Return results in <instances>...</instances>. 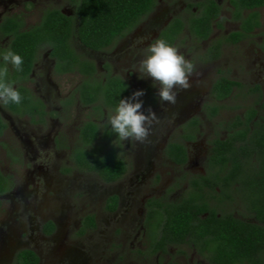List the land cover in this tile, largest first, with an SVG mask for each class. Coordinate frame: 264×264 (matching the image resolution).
I'll return each instance as SVG.
<instances>
[{"label":"flooded vegetation","instance_id":"flooded-vegetation-1","mask_svg":"<svg viewBox=\"0 0 264 264\" xmlns=\"http://www.w3.org/2000/svg\"><path fill=\"white\" fill-rule=\"evenodd\" d=\"M67 1L71 4L72 9H65L60 5H46L41 9L38 20L30 24L25 21L23 14L19 12L6 14L18 15L19 28L21 30L28 29L39 23L41 14L47 7H58L62 11L77 18L75 4L71 3L69 0ZM211 4L213 10H215L213 12L209 10ZM160 5L163 6V18L156 22L147 42H145L142 47L134 46L130 55L133 57L137 54L145 58L149 54L148 48L152 43L158 39H163L165 41L169 40L168 37L161 34V31L163 29L170 31L174 23L179 24V30L173 33L174 35H172V42L170 45L179 50L182 49L185 54L190 53V59H192L199 68L203 70L211 68L206 86L202 89L204 95L199 96L201 99H198L195 106V108L199 109L198 113L179 117L177 121L175 120L174 124H169L166 131L160 133L161 139L156 143V146L149 145L147 141L144 143L131 139L120 141L117 135L112 132L111 126L107 124L109 110H114L115 108L106 105V102L103 100L104 98L97 99L93 102H83L80 97V88L78 86L88 75L76 69H64L58 64L57 57L52 54V48L49 44H43L38 46L34 52V59L26 74L20 73L19 77H17L18 79L15 80H10L11 76L7 77L8 82L14 83L15 87L19 84L25 88L26 93L30 96V101L20 104L17 110H13L8 105L0 103V137L6 133L8 128H12L15 135H17L22 143H27L26 141L28 140H30L29 142L31 144L36 142L37 146H35V144L33 145V149L35 150L32 155L28 152L23 153L26 166L28 162L31 161V164L35 167L34 158L39 154L38 145H42L43 147L49 146L56 157L59 155L58 149L61 148V150H63V153L61 152L63 158L60 159V165L57 163L56 167L59 168L58 172H61L62 175H67L73 170H80L94 173L105 184L116 183V189L106 193L103 197L102 208L106 212L116 214L119 210L121 211L122 205L125 204V211L120 212V218L122 219L120 228L124 227L126 230L130 229V231L135 230L134 240L136 239L137 243L134 249L132 248V251L138 259L141 258L143 261H149V263H151L152 261L150 260L155 255L157 264H185V255L189 251L193 252L196 256L195 264H211L199 251L198 245L192 240H187L188 237H186L185 240L178 239L171 241L166 238L160 241L159 238H161L162 235V228L159 218H166L167 212L165 209L171 202H180L182 199L188 197L189 191L194 188V186L191 185V176L206 172V168L208 167L207 160L212 146L210 140L216 135L220 137L225 136L228 130L227 125L232 121L233 116L236 113L243 114L246 106L251 102L249 99L250 96L256 94L255 92L257 90H252V88L259 84V88L264 92V82L249 81L248 79L246 80L240 77L237 74L238 72L234 64L230 66L229 58L226 55L230 47L234 48V46H237L238 49H242L239 52L240 58H243L242 61L244 65L249 67V56L245 53L249 54L247 44L251 42L257 53L256 58L259 60V70H261L262 67L264 69L263 62L260 60V57L264 56V47L262 46L264 42V4L246 6L235 4L234 0H156L153 8L137 21L136 24L122 35H118L111 43L102 49L90 48L82 43L77 35L72 34L70 40L73 47L85 57L94 61L96 67L95 76L101 77L103 82L106 80L107 74L116 75L121 78L126 84L127 91L120 99L131 97L132 93L136 91V87H138L136 88L137 90H144L145 94L139 98L143 101V108L148 109L151 107L153 110L158 107V96L156 86H154V82L151 81L149 77L148 80L144 81L140 79L139 83L135 85L137 82L136 79H128L125 74L118 71L119 68L117 67V63L111 64L109 60L104 59L102 68L99 69L91 54L98 53L107 57L110 53L120 51L122 48V40L127 38L134 30L144 28L145 20ZM251 10H255L258 15L257 21L253 23L251 28H248L247 18ZM211 12L212 14H210ZM206 13L210 14L207 30L205 32L193 33L190 29L191 19L193 17L197 18L205 15ZM6 14L0 17V23ZM77 23L76 19L74 25ZM145 31L144 29L142 32ZM233 32L237 33L234 35ZM10 39L11 33H4L0 29V68L1 64L4 66L2 55L6 50H9ZM179 52L181 53V51ZM241 52H244L243 56ZM221 62L227 63L228 65L223 66L222 64L221 66ZM8 69L9 75H11L14 69L10 64L8 65ZM70 74L79 75L78 81L71 88L68 87L65 91L60 90L56 78ZM90 77L89 75L88 78L91 79ZM221 77L237 81V83H232L228 94L217 96L218 91L215 88V84ZM52 91H54L55 100L51 99L52 96L50 95ZM237 97L240 98L242 102L235 101ZM227 100H232L233 104L226 103ZM74 103L89 107L92 110V116L88 114L85 118L78 121L75 127V134L71 135L69 133V135H66L64 131H61L59 128L62 121H59V114L56 115V112L57 110L65 112L66 108L71 107ZM96 105L100 106V108H96ZM226 106L234 107L235 109H239V111H235L230 116L220 118L221 112L223 111L224 113L227 111ZM54 108L57 110H54ZM54 118L55 120L53 121L52 119ZM87 120H93L98 124L99 134L97 140H99V143L102 145L101 153L107 154L109 151H112L123 165V170H121L119 175L114 179L108 180L96 170L89 169L85 166L79 167L72 156L73 147L80 137V127ZM203 120H209L221 125L220 131H222V133L219 129L216 132L214 131V133L207 138L205 144L203 142L196 151H193L191 145H194L197 140L202 138ZM105 127H108L112 132L109 138L107 137ZM172 144H180L183 147L185 154L184 159L177 160L176 156H174L175 154L171 153L170 147ZM22 145L24 146V144ZM10 150L11 149H9V152L13 154L12 157L15 159L17 155L20 157L22 153L21 150H16L15 148L14 152ZM144 153L153 156L156 162L154 166L145 167L143 165L141 162V155H144ZM26 156L29 158L27 159ZM34 167L31 169L28 166L26 167L27 176L26 180L24 179L25 184L34 181ZM168 170L171 171L170 177H166V179L163 180ZM0 171L3 173L4 177L7 178L8 184L7 188L0 192V197H2V195L6 194V192L14 186L16 180L11 173L7 172L2 167H0ZM134 177L136 178V187L141 185L143 187L145 186L146 189V192L139 201L140 206L137 212L128 211L131 206L130 204H134L135 202L134 198L130 195L132 194V189H125V194L127 193L126 196L123 193L124 181H129L128 183L132 186ZM16 184H18V182ZM201 184H203V191L213 192L206 183ZM158 186L161 187L160 190H157ZM215 188L217 191H220L217 184ZM110 196L112 198L109 200ZM209 201L214 204L218 203L216 198H210ZM226 203L225 207L230 208L229 202L227 201ZM151 209L159 210V212L151 215ZM235 213L236 212H234V214ZM87 214L93 216L95 222L93 226L83 222V218ZM200 214L205 215L206 211ZM79 220L80 225L77 226V232H85L97 224V214L90 211L80 217ZM157 220H159L158 224L156 223ZM48 221L52 222V228L49 226ZM82 226L83 231L81 230ZM56 228V221L52 218H46L42 221L40 226L41 234L49 235L54 232ZM156 236L159 238H156ZM21 248L31 247L26 246L18 248L13 254L12 264H14L16 252ZM31 249L37 253L38 261L36 264H39L41 259L39 253L34 248ZM165 255L166 258L160 261V256L165 257ZM153 264H155V262Z\"/></svg>","mask_w":264,"mask_h":264},{"label":"trees","instance_id":"trees-1","mask_svg":"<svg viewBox=\"0 0 264 264\" xmlns=\"http://www.w3.org/2000/svg\"><path fill=\"white\" fill-rule=\"evenodd\" d=\"M69 1L75 4L77 18L58 7H47L39 23L21 30L17 14L3 17L0 29L4 33H11L9 49L21 55L24 61L23 71L13 70L8 76H11L10 80H15L20 73L26 74L37 47L49 44L60 66L91 76V79L86 76L78 86L83 102L104 98L106 105L115 108L127 91L125 82L116 75L107 74L104 82L101 77L95 76L94 61L77 51L70 38L75 34L86 46L102 49L136 24L153 8L156 0ZM234 3L254 6L264 4V0H234ZM212 4L209 10L213 12ZM210 14L193 17L191 31L205 32ZM257 15L255 10L250 11L248 28L257 21ZM76 19L78 23L74 25ZM177 30L179 24L174 23L170 31L163 29L161 34L168 37L167 42L171 44L172 35ZM232 83L237 81L221 77L215 84L217 96L228 94ZM16 88L23 98L20 104L30 101L23 86L18 84ZM252 90H257L255 98L246 106L243 114L233 116L227 125L226 135H216L210 140L212 146L208 167L205 173L190 177L194 188L189 191L188 197L180 202H171L165 209L166 218H159L162 235L156 238L172 241L188 237L187 240L197 244L211 264H264V92L259 84ZM20 104L7 105L17 110ZM105 128L109 138L112 132ZM98 134V124L87 120L80 127V137L73 147L72 156L79 167L85 166L108 180L114 179L123 170V165L112 151L101 153ZM170 148L177 160L185 158L180 144H172ZM6 179L0 171V192L8 186ZM201 183H206L213 192L203 191ZM216 184L220 191L216 190ZM210 198H216L218 203H211ZM227 201L230 208L225 207ZM205 211V215L200 214ZM158 212L156 209L150 210L151 215ZM83 222L92 226L95 223L90 214L84 216ZM48 224L52 228V222L48 221ZM37 261L38 255L33 249L21 248L15 254L14 264H36Z\"/></svg>","mask_w":264,"mask_h":264},{"label":"rangeland","instance_id":"rangeland-1","mask_svg":"<svg viewBox=\"0 0 264 264\" xmlns=\"http://www.w3.org/2000/svg\"><path fill=\"white\" fill-rule=\"evenodd\" d=\"M46 5H60L65 9H72L67 0H0V17L6 13L19 12L30 24L38 20L41 9ZM162 7L161 5L157 7L145 20L144 28L134 30L122 40L121 53L116 51L108 54L107 57L98 53L91 54L98 68L101 69L103 60L107 59L111 64L117 63L118 71L125 74L128 79H136L135 85L139 83L140 79L141 81L148 80V77L141 78L140 75L143 74L139 73L140 61L144 58L137 54L132 57L130 53L134 46L142 47L147 42L156 22L164 16ZM144 29L146 31L142 32ZM247 48L249 54H245L249 56V67L244 65L243 58L239 56L242 49H238L237 46L230 47L226 52L229 64L230 66L234 64L240 77L249 81L264 82V69L262 67L259 70V60L256 58L257 53L253 44L249 42ZM178 51H181V54L192 61L195 66V71L189 78L192 86L187 90L174 89L177 93L175 105H162L158 99V107L154 111L161 118V123L153 128L152 134L147 140L149 145L156 146V143L161 139L160 133L165 132L167 126L174 124L179 117L198 113L199 109L195 106L198 99H201L199 96L204 95L202 89L206 86L211 68L206 70L199 68L190 59V53L185 54L182 49H178ZM241 53L243 56L244 52ZM260 58L264 65V56ZM222 64L223 66L228 65L221 62V66ZM79 77L77 74H70L56 78L58 88L63 91L68 87L71 88ZM150 79L153 81L152 78ZM155 86L158 92V85ZM50 96H52V100H55L54 91ZM251 96L250 100L255 98L254 94ZM235 101L242 102L238 97ZM226 103L233 104V101L227 100ZM226 109V112H221L220 118L239 111V109L230 106H226ZM54 110L57 109L54 108ZM142 110L147 114V108H142ZM58 114L59 121H62L59 126L60 130L64 131L66 135L69 133L73 135L76 132L75 127L78 121L88 114L92 116V110L87 106L74 103L71 107L66 108L65 112L57 110L56 115ZM52 120L54 121L55 118ZM218 129L220 131L221 125L203 120L201 136L203 139L200 138L194 145H191L192 150L196 151L203 142L205 144L207 138ZM220 132L222 133V131ZM29 141L22 143L12 128H8L6 133L0 137V167L11 173L16 183L18 182L0 197V264H12L14 252L18 248L26 246L34 248L39 253L41 258L39 264H153L154 262L157 264L155 255L150 260L152 262L149 263L141 258L138 259L132 251L137 243L136 239L134 240L135 230L120 228L122 220L120 212L125 211V204L116 214L106 212L102 208L103 197L106 193L115 190L117 184H105L94 173L80 170H73L67 175H62L61 172H58L59 168L56 167L57 163L60 165V159L63 158L61 148L58 149L59 155L56 157L49 146L38 145L39 154L34 158L35 167L31 161L27 164L30 169L34 167V181L25 184L27 166L24 163L23 153L28 152L32 155L35 150L33 145L37 146L36 142L31 144ZM14 148L22 151L20 157L17 155L16 159L9 152V149L14 152ZM26 158L29 157L26 156ZM141 162L145 167H152L156 164L153 156L145 153L141 155ZM170 173L171 171L168 170L163 180L170 177ZM133 181L132 186L128 183L129 181H124L123 193L125 194V189H132L130 195L135 202L130 204L128 211L137 212L140 206L139 201L146 189L141 185L136 187L135 177ZM160 188L158 186L157 190ZM90 211L97 214V224L85 232H77V226L80 225L79 218ZM46 218H52L57 223L56 230L49 235L41 234L40 229L42 221ZM164 258L166 255L165 257L160 256L159 259L161 261ZM185 258V264H195L196 256L193 252L188 251Z\"/></svg>","mask_w":264,"mask_h":264},{"label":"clouds","instance_id":"clouds-1","mask_svg":"<svg viewBox=\"0 0 264 264\" xmlns=\"http://www.w3.org/2000/svg\"><path fill=\"white\" fill-rule=\"evenodd\" d=\"M148 55L140 61L141 78L150 77L154 86L158 85L157 96L160 103L175 105L177 93L174 89L187 90L191 88L190 76L195 71L192 61L185 58L178 49L163 39H158L148 48ZM4 67L0 68V103L20 104L22 96L14 83L8 82V65L17 71H23V57L13 51L6 50L2 55ZM144 90H137L131 97L120 99L115 109H110L107 124L120 141L135 140L144 143L152 134L161 118L149 107L147 114L142 110L143 101L139 98Z\"/></svg>","mask_w":264,"mask_h":264}]
</instances>
